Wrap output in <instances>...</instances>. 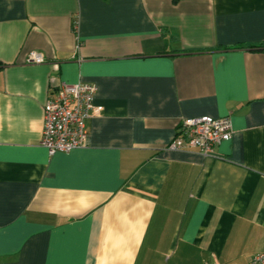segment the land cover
I'll return each instance as SVG.
<instances>
[{
  "label": "crops",
  "instance_id": "0c3cea01",
  "mask_svg": "<svg viewBox=\"0 0 264 264\" xmlns=\"http://www.w3.org/2000/svg\"><path fill=\"white\" fill-rule=\"evenodd\" d=\"M264 0H0V264H250L264 252ZM31 51L45 56L29 63ZM97 86L86 147L44 104ZM229 116L214 156L171 150Z\"/></svg>",
  "mask_w": 264,
  "mask_h": 264
},
{
  "label": "built area",
  "instance_id": "2783aa9c",
  "mask_svg": "<svg viewBox=\"0 0 264 264\" xmlns=\"http://www.w3.org/2000/svg\"><path fill=\"white\" fill-rule=\"evenodd\" d=\"M29 63H42L45 56L31 51ZM97 86L89 82H64L44 104L43 130L40 144L50 155L86 147L89 143L86 120L99 110L94 105ZM233 137L229 116L202 115L184 118L175 139L169 143L171 150L197 149L206 157L214 156L216 146ZM207 264H220L212 262ZM250 264H264V252L256 254Z\"/></svg>",
  "mask_w": 264,
  "mask_h": 264
},
{
  "label": "trees",
  "instance_id": "16d2710c",
  "mask_svg": "<svg viewBox=\"0 0 264 264\" xmlns=\"http://www.w3.org/2000/svg\"><path fill=\"white\" fill-rule=\"evenodd\" d=\"M264 45H252L250 48L251 49H262ZM264 49V48H263Z\"/></svg>",
  "mask_w": 264,
  "mask_h": 264
}]
</instances>
